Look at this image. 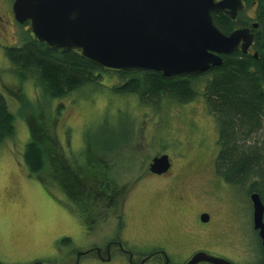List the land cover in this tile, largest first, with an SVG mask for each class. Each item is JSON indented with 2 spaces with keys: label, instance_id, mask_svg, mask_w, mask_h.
<instances>
[{
  "label": "rangeland",
  "instance_id": "obj_1",
  "mask_svg": "<svg viewBox=\"0 0 264 264\" xmlns=\"http://www.w3.org/2000/svg\"><path fill=\"white\" fill-rule=\"evenodd\" d=\"M13 3L0 0V92L15 115L16 126L15 135L0 144V264H75L79 254L95 247L104 249L112 240L122 242L139 261L137 253L149 251L153 234L166 229L161 216L170 211L173 193L182 178L176 173L167 179L144 176L135 181L143 170H148L151 158L168 154L176 162V169L182 171L185 166L215 165L220 149L218 122L205 97L212 75L192 78L197 97L188 103L164 98L158 105L144 104L136 94L116 93L112 86L119 79L107 73L101 81L87 83L65 97H50L35 77L21 79L6 55V47L23 44V33L29 29V25L15 19ZM9 88L20 90L21 96L12 94ZM29 116L50 124L74 166H83L101 177L108 166L115 183L130 184L122 207L116 208L117 212L125 211L124 228L115 215L93 223L99 219L96 212L107 207L108 198L84 209L58 181L50 177L42 180L29 173L24 159L31 138ZM205 179L203 172H188L178 190L200 191ZM240 193L238 204L221 199L216 211L210 208L218 227L230 236L215 248L235 264H258L262 245L253 227L252 203L248 193ZM117 254L110 262L86 253L80 255L78 264L127 260ZM182 262V258L173 257L171 264ZM147 264L160 261L153 258Z\"/></svg>",
  "mask_w": 264,
  "mask_h": 264
},
{
  "label": "trees",
  "instance_id": "obj_2",
  "mask_svg": "<svg viewBox=\"0 0 264 264\" xmlns=\"http://www.w3.org/2000/svg\"><path fill=\"white\" fill-rule=\"evenodd\" d=\"M244 2L246 9L235 19L224 12L213 16L226 34L240 27L251 28L257 56L241 51L223 54V64L207 72L212 77L206 85L205 97L218 122L217 172L230 182L247 183L249 191L258 192L264 202V0ZM254 23L258 26L254 27ZM23 39L22 45L6 47V55L21 79L35 77L50 97H65L87 83L101 81L106 73L118 77L119 81L112 86L116 93L136 94L144 104L158 105L164 98L188 103L197 97L192 78L200 75L167 77L156 70L111 72L88 61L78 50L51 49L46 42L37 41L30 29H25ZM8 90L21 96L20 90ZM28 118L31 138L24 159L31 175L58 181L64 192L84 209L111 198L107 194L111 192L108 189L111 182L106 181L105 175L101 177L83 166H74L62 151L50 124L32 116ZM15 132V115L0 92V144Z\"/></svg>",
  "mask_w": 264,
  "mask_h": 264
},
{
  "label": "water",
  "instance_id": "obj_3",
  "mask_svg": "<svg viewBox=\"0 0 264 264\" xmlns=\"http://www.w3.org/2000/svg\"><path fill=\"white\" fill-rule=\"evenodd\" d=\"M244 0H14L19 23L57 51L78 50L111 72L156 70L164 76L203 75L224 62L223 54L247 52L254 43L249 27L230 34L216 25L213 13L235 19ZM258 24L254 23V27ZM257 56V52H255ZM168 154L153 158L151 170H168ZM253 226L264 246V202L251 194ZM235 264L205 251L186 264ZM261 264H264L261 263Z\"/></svg>",
  "mask_w": 264,
  "mask_h": 264
},
{
  "label": "flooded vegetation",
  "instance_id": "obj_4",
  "mask_svg": "<svg viewBox=\"0 0 264 264\" xmlns=\"http://www.w3.org/2000/svg\"><path fill=\"white\" fill-rule=\"evenodd\" d=\"M238 51L243 52L242 50ZM243 53H255L253 44L247 52ZM160 155H163V153L156 154L154 157ZM154 157H152L149 161L147 167L148 170H143V172H141V174L136 177L135 181L144 179V176H151L152 178L158 179H167L176 173L182 175V178L177 183V188L173 193L170 211L168 212V214H163V216H161L166 222V229L164 231L153 234L152 239L148 242V245L150 246L149 251H139L137 253L138 257H140L139 261H135L136 254L133 253L130 249L124 247L122 242L118 240H112L106 244L104 249L95 247L85 253L79 254V257L77 258L78 261L76 260L75 264L79 263L81 257L80 255L86 253L93 254L101 261L110 262L111 260H113L114 255L118 256L117 253H120V255H124L127 260L122 259V262L119 261L120 263L117 264H147V261L153 258L159 260L160 264H171L173 257L182 258L183 262L181 264H186L196 253L200 251H205L209 254L231 260L227 257V254L225 252L215 248L218 244L224 243L225 240H228L230 236L228 231H226L224 228L218 227L216 222L218 221V219L216 217V214L214 216L212 210H215L216 205L219 204L221 199H228L233 202L234 205L238 204L241 201V191H244L245 194L248 193L251 200V194L253 192L249 191V188L246 189L247 193L244 190L245 186L248 184H236L228 181L224 176L217 172L216 167L215 165H213V163L210 166L209 164L208 166H206V164L203 163L198 167L193 168L185 166V168H183V171L182 169L177 170V164L172 158H170V156V166L168 170L163 173H156L151 170V163ZM183 164L184 163H182V166ZM188 172H193L194 174L203 172L205 174L206 179L202 190H193L190 192L178 190L179 187L184 184V180L188 176ZM104 175L106 181L111 182L108 187V189L111 191L110 194L107 193L106 189L108 197L111 198L108 199L107 203L109 202V205H107L105 209L96 212L99 219L95 218L93 223H98L100 220H102L101 217L104 218V220L102 221H105V219H108L109 217L111 218L112 215H115L117 217L119 225L124 228L125 211H121L120 213L116 211V208L122 207L120 206L121 202H123L124 198H126L131 186L130 184L119 185L115 183L114 180L110 177L108 166L105 169ZM203 195L205 196V198L207 196L206 200L203 198ZM210 208H212V210ZM110 209H112V212ZM102 212H104V214ZM236 212V215H238L240 212L239 208L238 210L236 209ZM254 230L256 229L254 228ZM255 232L262 245L259 231L256 230ZM225 235L227 237H225ZM221 236L222 241L220 242L219 239L221 238ZM134 242L137 243V240H135ZM261 249V261L258 264L264 262L263 245ZM206 263L209 262H199L197 264Z\"/></svg>",
  "mask_w": 264,
  "mask_h": 264
}]
</instances>
